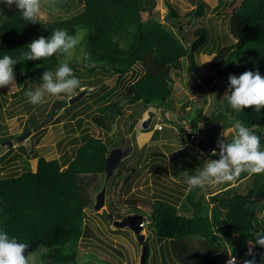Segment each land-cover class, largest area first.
Returning <instances> with one entry per match:
<instances>
[{
  "label": "trees",
  "instance_id": "obj_1",
  "mask_svg": "<svg viewBox=\"0 0 264 264\" xmlns=\"http://www.w3.org/2000/svg\"><path fill=\"white\" fill-rule=\"evenodd\" d=\"M190 1L194 6L186 12L187 22L191 18L203 17L207 5L204 0ZM227 1L229 5L220 14L228 17L227 30L233 41L217 47L209 67L219 76H225L226 72L240 75L246 70H258L264 76V0ZM165 2L167 13L164 17L167 20L173 18L170 24L177 28L180 37L167 27L166 22L155 18L157 0H82V7L77 12L47 21L39 19L36 23L24 21L14 5L9 8L2 3L0 58L9 55L20 59L22 53L28 50V43L39 36H50L54 29H66L69 34L76 35L82 28L87 32L85 50L91 55L89 66L86 67L84 61L79 64L88 73L95 74L99 70L107 75L123 76L135 69L137 64L142 71L117 98L106 104L102 115L94 117L96 126L110 132L114 121L129 110L133 119L129 127L132 129L142 118V115L138 118L134 116L133 107L139 104L144 107L156 105L165 120L179 130L184 128L182 121L188 118L187 137H190L197 130L202 107H195L192 117H188L190 111L182 109L177 121L167 118V108L160 104L172 98L171 74L182 68L181 58H187L188 72L194 73L195 54L202 52L211 35L205 25H200L192 31L191 40H188L182 31L187 23L181 20L185 14H179L168 0ZM219 5L220 0L216 6ZM223 39H227V34ZM209 53H214V50ZM59 55L19 61L13 66L15 82L0 87V92L19 95L21 76L35 79L40 71H56ZM200 77L207 83L212 82L210 76ZM58 103L61 104L62 99ZM43 117H35V123ZM236 118L254 134L261 135L256 126L264 128V107L259 113L253 107H246ZM13 138L16 139V135L5 137L4 143L10 144ZM200 145L207 150L205 140L202 139ZM108 153L109 148L103 138L84 135L67 162L63 163L60 156L53 159L39 156L34 168H27L18 175L0 177V230L7 231L10 238L14 237L22 243L39 240V244L46 249L40 258L42 264L77 262L79 242L87 233L85 210L94 205L96 194L102 188ZM152 157L159 160L164 154L154 152ZM249 176L254 174L241 173L237 180ZM258 180L260 176L252 180L245 195L236 193L232 183L214 191L209 200L205 198L203 188L187 190L182 206H186L184 208L189 214L178 212L180 196L165 192V189L155 193V200L141 198L142 203L152 206L148 224L154 236L169 245L173 264H219L230 256L251 259L247 255L248 241H254L258 231H264V218L259 219L250 207L256 201L251 199L252 196L264 195V181L259 183ZM138 200V196H133L126 202L147 221L149 216L135 205ZM110 214L121 218L120 210L111 203L108 205V217ZM144 243L147 245L144 264H147L149 246ZM253 253L258 259L255 264L260 259L264 260V248L256 245Z\"/></svg>",
  "mask_w": 264,
  "mask_h": 264
},
{
  "label": "rangeland",
  "instance_id": "obj_2",
  "mask_svg": "<svg viewBox=\"0 0 264 264\" xmlns=\"http://www.w3.org/2000/svg\"><path fill=\"white\" fill-rule=\"evenodd\" d=\"M168 1L179 14H185L181 20L187 22L186 12L193 8V3L190 0ZM204 1L207 2L204 16L191 18L183 25L182 31L188 40H191L192 31L200 25H205L211 37L202 52L195 54L193 68L196 72L189 74L188 60L185 57L181 58L182 68L171 74L172 98L167 99L166 103L160 104L167 108L166 117L177 121L180 120L182 109L190 111L188 117H192L195 114L193 109L202 107L201 118L197 130L192 133L193 137H187L188 118L182 121L184 128L185 126L187 128L179 130L174 124L165 120L156 105L147 107L141 104L135 105L132 109L135 111L134 116L138 118V115H142V118L138 119L132 129L129 127L133 122L129 110L125 111L126 115L124 114L114 121L110 132L96 126L93 122L94 117L102 115L106 104L117 98L129 83L141 75L142 71L137 64L134 66L135 69L129 70L123 76L107 75L99 70L95 74L88 73L77 61L79 48L82 46L85 49L87 41V32L82 28L75 35L83 37L81 45L77 47L70 60L60 54L59 65L62 61L68 60L73 74L81 82L80 86L84 85L85 89L79 87L72 95L46 94L42 103L33 105L29 103L25 92L35 90L40 86L43 74V71H40L35 79L21 76L19 95L13 96L11 93L0 92V177L18 175L27 168H34L39 156H44L46 159L60 156L63 163L69 161L74 155L76 147L82 142L84 135L103 138L109 151L125 143H130L133 146L131 154L120 162L109 177L104 204L99 209H95L92 205L85 210V232L87 233H84L78 245V261L67 264H140L144 242H147L149 246L147 264H173V254L169 245L154 236L153 229L148 224L152 206L142 203L141 198L148 201L155 200L156 194L165 189V192L167 190L175 196H180L178 212L189 214V211L184 208L186 206H182L188 190L184 177L185 175H194L198 169L203 167L207 159H217L212 156L211 150L219 151L217 140L223 139L222 136L228 142L231 141L232 125L240 112L230 108L225 99L224 93L228 80H224V77H228L230 72H227L225 76H219L209 67L217 47L233 41L229 38L227 30L228 17L220 14L221 10L229 3L227 0H220L221 5L216 6L219 0ZM2 3L0 0V5ZM162 4L163 0H157L155 18L166 22L167 27L180 37L177 28L170 24L173 18L165 19L167 7ZM81 7L82 0H41L39 19L47 21L66 17L77 12ZM225 34H227V39H223ZM211 50H214V53H209ZM201 75L212 77V82H205L200 77ZM232 75L239 76L238 74ZM199 84L203 87L202 89ZM22 90H25L24 94ZM81 92H83L81 99L75 103L69 102L70 97ZM61 99L62 103L60 104L58 102ZM53 107L54 115L51 120L43 126L44 128L41 127L42 130L39 128L40 130L33 131L37 124L35 117L44 116L42 121L47 117L46 113H49ZM144 121H148L147 126H144ZM252 127L255 128V126ZM256 127V131L261 132L259 135L260 141L262 140L260 145L264 150V128ZM24 130L32 133L23 141H18L19 134ZM11 135H16V139H11L10 144L4 143L5 137ZM153 136H157V138L152 139ZM202 139L205 140L207 150L202 149L200 145ZM154 152H162L164 157L154 160L152 157ZM259 176L260 181H258L262 183L264 173L254 174L253 177H244L229 183L234 185L236 193L245 195L249 191V186L252 185V180L258 179ZM229 183L208 184L206 188L202 189V192H205V198L209 200L214 191ZM166 195L168 196L167 193ZM133 196H138L139 199L135 204L136 207L141 208L144 215L149 216L144 222L145 226L142 230L145 235L144 242L139 241L128 226H116L113 224L115 217L112 220L108 217L109 203L120 210L121 218L131 213H138L137 210L129 208L130 205L126 202L127 198ZM253 198L256 201L250 207L256 212L259 219L264 218V195L257 194L251 199ZM209 204L211 206L212 203L209 202ZM45 250L43 245L38 244L27 255L39 253V262L42 264L40 258ZM249 259L250 257L241 258L242 263L236 260V264H243L245 260ZM255 260L258 259L255 258ZM257 264H264V260L260 259Z\"/></svg>",
  "mask_w": 264,
  "mask_h": 264
},
{
  "label": "clouds",
  "instance_id": "obj_3",
  "mask_svg": "<svg viewBox=\"0 0 264 264\" xmlns=\"http://www.w3.org/2000/svg\"><path fill=\"white\" fill-rule=\"evenodd\" d=\"M6 7L13 5L20 12L21 18L26 22H39L41 0H2ZM83 37L68 33L66 29H54L50 36H39L28 43V50L22 53L20 59H13L9 55L0 58V87L11 85L15 82L14 65L19 61L41 60L54 54H61L72 58ZM90 53L82 46L79 48L77 61H84L85 66L90 64ZM68 60L61 62L55 72L45 70L41 76L42 83L35 90L25 92L29 103L37 105L43 102L46 94L59 96L72 95L80 87V80L73 74ZM84 86H82V89ZM227 104L239 112L246 107H253L259 113L264 107V76L259 71H244L239 76H228L225 91ZM223 139L217 140V148L211 154L217 159H207L203 167L194 175H185L184 182L188 191L194 188H204L208 184H225L234 182L241 173H264V150L261 149L260 137L241 121L237 120L232 125V139L230 142ZM145 220H143L144 222ZM247 255L252 259L245 260L244 264H255L253 249L256 245L264 248V231L255 234L254 241H248ZM29 245L10 238L7 231L0 230V264H39V253L27 255ZM235 264V258H233Z\"/></svg>",
  "mask_w": 264,
  "mask_h": 264
},
{
  "label": "water",
  "instance_id": "obj_4",
  "mask_svg": "<svg viewBox=\"0 0 264 264\" xmlns=\"http://www.w3.org/2000/svg\"><path fill=\"white\" fill-rule=\"evenodd\" d=\"M162 5L166 6V2L164 0H163ZM82 95H83V92L70 97L69 102L73 103L77 101L78 99L82 97ZM53 115H54V107L53 109H51V111L48 113L45 119H43L42 121H40L34 126L33 131H36L39 128L43 127L45 124H47L51 120ZM147 124L148 123L144 122V126H147ZM31 133H32L31 131H26L23 134H21L17 140L23 141L28 136H30ZM132 150H133V146L130 143H125L121 146L114 147L113 149L109 151L108 155L105 158V179H104L102 188L96 194V200L93 205L95 209H99L104 204L107 181L109 177L112 175L114 169L118 167V165L124 158H126L129 154H131ZM64 168L65 167H63L62 170ZM109 218L112 220L113 216L110 214ZM143 220H144L143 215L138 214V213H131V214H128L122 217L121 219L115 218L113 220V224L116 226H120V227L128 226L135 233L137 239L141 242H144L145 235L142 233ZM38 244H39V240H35L31 243H28L29 245L28 252L33 251ZM28 252L26 254H28ZM146 252H147V245L144 243L142 245L141 264H144L145 262Z\"/></svg>",
  "mask_w": 264,
  "mask_h": 264
},
{
  "label": "built area",
  "instance_id": "obj_5",
  "mask_svg": "<svg viewBox=\"0 0 264 264\" xmlns=\"http://www.w3.org/2000/svg\"><path fill=\"white\" fill-rule=\"evenodd\" d=\"M184 121H185V120H184ZM188 125H189V124H187L186 126L188 127ZM160 126H161V125H160ZM160 126H159V128H160ZM186 126H185V128H187ZM188 132H189V129H188ZM188 132H187V133H188ZM190 136L193 137L194 134H191ZM144 222H145V221H144ZM144 222H142L143 226H144ZM233 258H235V264H236L237 262H239V261H240V263H242L240 258H236V257L230 256L225 262H220L219 264H233ZM239 259H240V260H239ZM236 260H238V261L236 262Z\"/></svg>",
  "mask_w": 264,
  "mask_h": 264
}]
</instances>
